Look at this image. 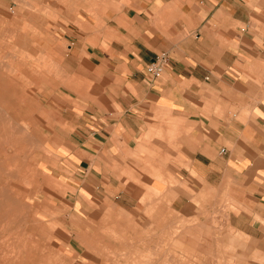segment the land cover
<instances>
[{
  "label": "crops",
  "instance_id": "1",
  "mask_svg": "<svg viewBox=\"0 0 264 264\" xmlns=\"http://www.w3.org/2000/svg\"><path fill=\"white\" fill-rule=\"evenodd\" d=\"M84 1L72 20L60 18L61 37L46 36L60 80L39 87L62 127L54 155L77 190L114 188L119 180L107 186L102 175L120 174L134 155L142 185L165 188L143 176L159 171L204 198L214 192L216 205L229 199L231 227L264 253V0H133L120 11ZM60 7L51 10L68 17ZM161 53L168 62L151 77L146 67ZM185 200L178 193L172 210Z\"/></svg>",
  "mask_w": 264,
  "mask_h": 264
},
{
  "label": "rangeland",
  "instance_id": "2",
  "mask_svg": "<svg viewBox=\"0 0 264 264\" xmlns=\"http://www.w3.org/2000/svg\"><path fill=\"white\" fill-rule=\"evenodd\" d=\"M0 1V9H5L6 11L12 10L10 13H19L22 10L18 5L15 6L14 2L7 0ZM56 1H54L57 4L56 7H54L56 10L61 9L60 6H62L65 11H72L69 6V8L65 7V5L67 6L70 4L69 2H65V4L64 1L66 0ZM76 1L74 0L75 4ZM110 1L112 9H115V11H120L123 8H129L133 5V0ZM78 2L81 3L85 1L78 0ZM42 6L44 5L38 4V13L34 15L35 17L32 14L33 12L31 13L30 10L25 9L24 15H18V22L16 21L14 24L15 19L10 20V22L13 20L12 23L16 28L20 29L22 27L28 42L38 45L39 55H32L34 59L30 58L32 56H28L26 68L24 70V84L16 88L18 93L14 95V99H17V97L22 94L20 92L21 90L22 92H26L24 96L27 100V106H25V109L21 108V114L16 116L12 115L9 120L10 122L12 121L13 125H17V123L19 125L22 121L20 126L25 127L23 131V135H25L23 136L22 133H14V135L16 134L17 138L23 140L21 143L23 146L20 149L21 152L18 149L8 150V152L12 151L13 154L20 155L25 153V156H32L35 154L41 155L42 157L44 156L40 159L42 163L39 168L45 170L44 172L47 176H44V178L38 176L39 181L37 183L32 181L24 182V179L17 182L20 192L25 194V199L22 205H17L16 208L15 204L13 207L15 210L14 212L20 219L26 217L30 209H33L40 215H43L45 210L48 211L47 213H50L49 211L53 210L51 209L52 205L59 210L49 214V216L56 221L51 223V226L48 228H46L48 216L41 222L37 220L31 222V224L35 225V230H38L39 227L43 229L46 228L47 237L49 239L48 254L52 256L53 261H55L56 264H150L148 260H152L153 256L151 257V255H154V253H152L153 250L176 249L189 253L192 251L202 252L195 260H191L190 257L186 256L185 258L178 259L176 262L162 260L152 264H264V253L260 251L262 246L259 244V241L231 227L230 212L233 208L230 205L229 199H221V197H219L218 203L220 205H216V194L214 192H212V196H210L211 194H207V198H204V196H200L198 191L189 190L181 181L159 171L143 174V176H147L148 181L153 179L160 181L165 188L159 190L149 185H142L140 183V177H138L139 174L136 172V170L141 169L142 164H140L141 162L137 165L135 163L136 160H141L134 155L130 157L132 158L131 160H127L130 164L121 168L122 171L120 174L118 173V168L109 167L106 173L102 175V181H107V186L112 185L108 182L109 177L117 178L119 182L114 181L113 183L116 188L99 190L86 189L85 191L89 194L87 199H84V197L79 194L80 190L78 191L76 186L78 182L72 180L73 175H71V173H73V170L69 166L64 165L63 159H58L54 155L60 143L52 139L56 137V130L62 128L59 126L60 123L56 117L57 113L54 109L48 108L41 103L39 92V87H41V83L46 76H52L58 81L60 80L56 77L57 70L50 54V47H52L54 43L51 44L53 40L47 43L46 36L50 35L51 32L52 35L61 37L62 34L56 25L60 24V22L67 23L65 19L70 21L77 13L76 11L74 13L70 12L68 17H66L64 13H56L52 11L55 9ZM12 14L13 13H11V15ZM60 18L65 19L60 21ZM33 19H36L34 20L36 22L41 21V25L31 24L36 23ZM17 23L22 26H17ZM61 48L64 50L65 46H61ZM65 51L63 52L66 53L67 51ZM13 63L18 64L15 59ZM21 73L20 69H16V79L18 75H22ZM58 102L60 103L59 100ZM20 105L23 107L21 103ZM4 121L5 120L1 117L0 136L5 134V129L1 127V122ZM23 123L27 125L24 126ZM57 123L59 125H57ZM16 125L14 127H18V125ZM144 142L148 144L150 141L146 137ZM24 143L27 146H25ZM47 146L48 149L46 150L45 148ZM4 148L6 149V147ZM139 148L142 149L141 146H139ZM148 157V161H151L150 154ZM168 161L167 158L160 159V163H167ZM148 167L151 170V166ZM63 172L68 178L61 176ZM125 180L129 182L128 185H132L128 193H126L127 186L123 183ZM136 185H138L139 189L135 188ZM61 191L66 192L68 198H72V206H76V210L73 209L71 211V203L65 204V201H63L64 203L61 201L59 197ZM72 191H74L75 194L71 195L70 193ZM178 193L180 196L187 199L185 200L187 203H190L185 206L184 210L181 212H176L171 208V203L178 198ZM134 197L135 199H139L135 200L133 199ZM143 197L147 198L145 199ZM83 205L88 207L86 213L83 211ZM165 207H169L170 211ZM19 214L20 216H18ZM19 223L12 224L11 229L14 231L18 230V233L21 234L23 230ZM64 225H67L71 237H67ZM111 228H113L114 231ZM29 231L30 230H27V233H29ZM117 233L119 234V238H117L118 235L116 236ZM84 234H86L87 239L91 242V245H87L89 247L81 244ZM1 241L2 239L0 238V242ZM64 242L71 243L73 249L66 246ZM144 243L147 247L143 245ZM128 244H130V247ZM101 248L103 250H101ZM213 249L214 252H212ZM232 250L234 255L232 254ZM102 252L112 260H106L105 256L99 254ZM112 252L115 256L112 255ZM137 253H139V255ZM124 254L125 256H122ZM128 255L131 260H129ZM143 256L146 257L144 258Z\"/></svg>",
  "mask_w": 264,
  "mask_h": 264
},
{
  "label": "bare ground",
  "instance_id": "3",
  "mask_svg": "<svg viewBox=\"0 0 264 264\" xmlns=\"http://www.w3.org/2000/svg\"><path fill=\"white\" fill-rule=\"evenodd\" d=\"M54 1H56V0H50V1L49 0H14V5L15 6L18 5L19 7L22 8V15L25 14V11H26L25 9H27V10H30L31 13L33 12L32 14L34 16V15H36V13H38V10H37L38 4L48 6L49 8L56 9L54 7H56L58 2L56 1L57 2V4H56ZM42 2H43V4H42ZM65 2L70 3L67 6L65 5V7L69 6L70 10H73V8H75V6H76V4L74 3V0H66V1H64V3ZM67 10L70 11L69 9H67ZM10 11H12V10H10ZM10 11H8V10L6 11L5 9L4 10L0 9V118L2 117L5 120L4 122H1V127H3L5 129V134L0 136V238L2 239V241L0 242V264H56V262L53 261L52 256H50L48 254L49 239L47 237L48 235L46 232V228L50 227L51 226L50 224L54 223L56 221L51 216H49V214L51 212L53 213V212H57L59 210H57L56 207H53L54 205H52L51 209L54 210V208H55L54 211L50 210L49 211L50 213H47L48 211L45 210V213L43 212L44 214L40 215L36 211H34L33 209L32 210L30 209V212L28 213V215L26 217H22L20 219L17 217V214L14 212L15 210L13 207V206H15V204H16V208H17V205H22V202L25 199L24 198L25 194L23 193L24 194L23 195L20 192L17 182H20L21 180L24 179L23 180L24 182L25 181H30V182L32 181V182L37 183L39 181L38 176L39 177L42 176L44 178V176H47V174L44 172L45 170H42L39 168L40 164L42 163V161L40 162V159L43 158L44 156L42 157L41 155H36V154L32 155V156H28V155L25 156L26 155L25 153H24L25 155L24 154L20 155V154H13L12 151L8 152V150H13V149H18L21 152L20 149L23 146L21 144L23 142V140L17 138L16 134L14 135V133H22V135H23V133H24L23 131L25 130V127L20 126L22 121L19 125L17 123L18 127L20 126L18 128V127H14L16 124L13 125L12 121L10 122L9 120L11 119L12 115L16 116L18 114H21V108L25 109V106H27V100H26V97L24 96L26 94V92H22V90H21L20 92L22 94H21V96L19 95V97H17V99H14V95L18 93L16 88L18 86L24 84L23 83V78H24V73H25L24 70L26 68L28 56L29 55L32 56L35 54L39 55L37 46L30 44V42L29 43L25 42L26 41V38H25L26 35H25V32L23 31L22 27L20 29L16 28L12 23L14 19H15L14 24L16 21L18 22L17 18L19 17L18 16L19 14L11 12V13H13L11 15ZM48 15H49V13H48ZM26 18H28V17H26ZM11 19H13V20L10 22ZM34 20H36V19H33V21ZM34 22H36V21H34ZM25 23H27V22H25ZM17 26L20 27L22 25H19V23H17ZM35 32H37V31H35ZM30 58H33V56ZM14 59L18 62V64L13 63ZM16 69L17 70L20 69V73L22 72L21 73L22 75L21 76L18 75L17 79L15 77ZM20 103L23 105V107L20 105ZM26 125L24 124V126H26ZM2 131H4V130H2ZM25 142H28V141H25ZM25 146H27V145L25 144ZM4 147H6L7 150ZM26 148H28V147H26ZM45 149L47 150L48 146ZM28 151H30V150H28ZM37 163H38V165H37ZM123 183L127 186L126 187V190H127L126 193H128V191H130V189L132 188V185L131 184L128 185L129 182L126 180ZM70 190H72V189H70ZM79 192H80L79 194L81 196H83L84 199L88 198L89 194L86 191L80 190ZM70 194L73 195V194H75V192L72 191ZM67 196L68 195L66 192H63V191L60 192L59 197L61 198V201L62 202L65 201V204L71 203L70 205L72 206V202H71L72 198H68ZM136 197H138V196H136ZM143 198H145V197H143ZM133 199H135V197ZM137 199H139V198H137ZM137 199H135V200H137ZM147 202H149V201H147ZM120 203H122V202H120ZM71 206H70L71 211L73 209L76 210V206H72L73 208ZM82 208H83L84 213H86L88 210V207L83 205ZM167 208H168V210L170 209L169 207H167ZM101 209H103V208H101ZM18 216H20V214ZM47 216L49 218H47L48 222H47L46 228L43 229L42 227L41 228L39 227L38 230L36 229L37 230L36 231L34 229V228H36L35 225L31 224V222H34L36 220L41 222ZM14 223L15 224L19 223L21 225L22 228L21 227L20 228L23 230V232H21V234L18 233V230L14 231L11 229V226ZM26 225H28V226H26ZM64 228L66 229L67 237L70 236L69 231L67 229V225L66 226L64 225ZM114 228H116V227H114ZM111 229L113 230V228H111ZM27 230H30L29 233H27ZM97 235H98V233H97ZM117 235H118L117 238H119L118 233L116 234V236ZM83 236H84V238H83V241L81 242V244L82 245L84 244L86 247H89L87 245H91V242L87 239L86 234H84ZM232 240H234V239H232ZM122 241H124V240H122ZM64 244L66 246H68L70 249H73V246L71 243L64 242ZM129 245L130 244H128V246ZM143 245L146 246L145 243ZM104 249H106V248H104ZM101 250H103V249L101 248ZM201 252L202 251H192L189 253L187 251L176 250V249H162V250L161 249L160 250L155 249L152 252V253H154V255H151V257L153 256L152 260L149 258L151 261L148 260V262H150V264L158 262V261H162V260L170 261V262H176L178 259L185 258L186 256L190 257L191 260H195L198 257V255L201 254ZM212 252H214V249ZM116 253L118 255L117 250H116ZM99 254H102L103 256L106 255L103 252L99 253ZM109 254H111V253H109ZM137 254L139 255V253H137ZM232 254L234 255L233 250H232ZM56 255H57V253H56ZM112 255L115 256L113 252H112ZM129 255H130V251H129ZM129 255H128V258H129ZM119 256H121V255H119ZM122 256H125V254ZM105 259L106 260H112L111 258L109 259L107 256H105ZM141 259H142V257H141ZM129 260H131V259L129 258ZM59 261H57V262H59ZM103 264H105V263H103Z\"/></svg>",
  "mask_w": 264,
  "mask_h": 264
},
{
  "label": "built area",
  "instance_id": "4",
  "mask_svg": "<svg viewBox=\"0 0 264 264\" xmlns=\"http://www.w3.org/2000/svg\"><path fill=\"white\" fill-rule=\"evenodd\" d=\"M168 62L166 53L156 55L146 67V73L151 77H158Z\"/></svg>",
  "mask_w": 264,
  "mask_h": 264
}]
</instances>
